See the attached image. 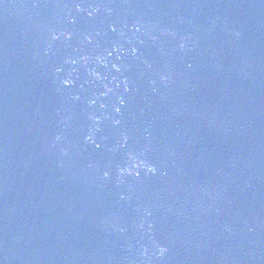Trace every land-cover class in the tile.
Wrapping results in <instances>:
<instances>
[{
  "label": "water",
  "instance_id": "95a60500",
  "mask_svg": "<svg viewBox=\"0 0 264 264\" xmlns=\"http://www.w3.org/2000/svg\"><path fill=\"white\" fill-rule=\"evenodd\" d=\"M0 264H264V0H0Z\"/></svg>",
  "mask_w": 264,
  "mask_h": 264
}]
</instances>
